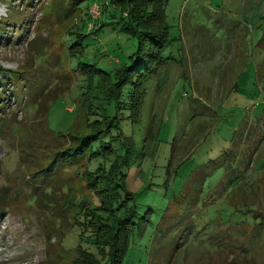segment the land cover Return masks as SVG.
<instances>
[{
	"label": "rangeland",
	"instance_id": "1",
	"mask_svg": "<svg viewBox=\"0 0 264 264\" xmlns=\"http://www.w3.org/2000/svg\"><path fill=\"white\" fill-rule=\"evenodd\" d=\"M105 1L62 15L65 0H0V264H70L90 248L74 229L97 202L83 165L43 195L27 180L59 144L54 133L88 131L97 107L113 113V97L94 91L135 40ZM146 18L165 41L137 108L119 113L133 148L123 186L147 220L122 264H264V0H163ZM68 31L84 37L76 45Z\"/></svg>",
	"mask_w": 264,
	"mask_h": 264
},
{
	"label": "trees",
	"instance_id": "2",
	"mask_svg": "<svg viewBox=\"0 0 264 264\" xmlns=\"http://www.w3.org/2000/svg\"><path fill=\"white\" fill-rule=\"evenodd\" d=\"M83 1L86 0H65L61 10L62 15L72 12ZM162 1H105L106 5L113 3V9L119 8L121 29L135 40L134 50L128 56V62L121 65V68L116 72L115 80L106 86V90L97 86L94 91V94L97 93L101 97H105L107 94L113 97V113L111 115L103 113L99 111L98 107L93 106V109L98 110V116L101 118L91 121L88 124L90 126L88 131L80 134L53 132L54 139L59 144L54 152H51L49 160L43 164L39 158L36 160L32 166V174L37 175L27 180L31 183V191L40 193L43 190V195L46 193L48 183L60 179L62 172H68L71 168L75 170L83 165L80 176L97 202L92 203L91 209L83 214L84 221L77 220L76 226H80V228H74L80 235L84 230L83 237H86L84 241L89 243L90 248L82 249L77 246V251L73 254L70 264H122L129 249L130 237L140 234L147 221L145 213L139 215V219L136 218L133 197L123 186L125 179L123 169L128 165L127 155L133 148L121 138L119 126L121 116L119 113L123 110L130 112L137 108L143 82L152 76L162 63L161 50L164 46L165 33L158 28V25L154 26L146 18L148 13L154 17L158 16ZM149 7H151L150 12L147 11ZM68 33H73L71 36L76 45L84 37V34L78 31H68ZM72 45V42L69 43L68 49ZM82 65L85 64L81 63V68H83ZM91 71L100 73L94 68L87 72ZM15 73V71H8L13 83L19 76L18 72ZM37 90L32 89L33 93L31 92L29 95L31 100L34 99L32 103H38L35 113L42 106L41 100L36 99L39 95ZM123 96H126V101L122 98ZM86 98L87 95H84V99ZM92 98L95 99V97ZM83 102L84 100L81 99L79 103ZM104 134H108L107 140L102 139ZM64 136L68 137L67 142L62 139ZM120 147H123V150L120 152L121 154H117L116 149ZM106 163L108 164L107 168H105ZM38 195H34L36 202L39 200ZM91 249L96 250L98 256L93 254Z\"/></svg>",
	"mask_w": 264,
	"mask_h": 264
},
{
	"label": "built area",
	"instance_id": "3",
	"mask_svg": "<svg viewBox=\"0 0 264 264\" xmlns=\"http://www.w3.org/2000/svg\"><path fill=\"white\" fill-rule=\"evenodd\" d=\"M95 4V5H94ZM88 14L90 18L95 19L96 16H98V6L96 3H91V6L88 8Z\"/></svg>",
	"mask_w": 264,
	"mask_h": 264
}]
</instances>
